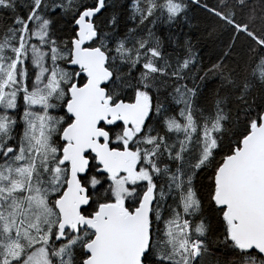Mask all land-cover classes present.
I'll list each match as a JSON object with an SVG mask.
<instances>
[{"label":"snow or ice","instance_id":"snow-or-ice-1","mask_svg":"<svg viewBox=\"0 0 264 264\" xmlns=\"http://www.w3.org/2000/svg\"><path fill=\"white\" fill-rule=\"evenodd\" d=\"M0 264H264V0H0Z\"/></svg>","mask_w":264,"mask_h":264}]
</instances>
